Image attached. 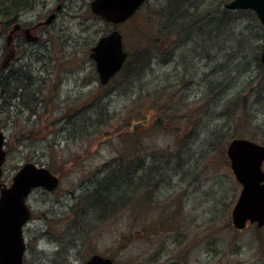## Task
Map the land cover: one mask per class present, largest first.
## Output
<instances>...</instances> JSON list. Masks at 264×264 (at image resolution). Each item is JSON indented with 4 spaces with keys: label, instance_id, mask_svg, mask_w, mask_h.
Instances as JSON below:
<instances>
[{
    "label": "rangeland",
    "instance_id": "obj_1",
    "mask_svg": "<svg viewBox=\"0 0 264 264\" xmlns=\"http://www.w3.org/2000/svg\"><path fill=\"white\" fill-rule=\"evenodd\" d=\"M223 1L226 5L232 0ZM90 2L73 3V17L58 20L61 30L46 46L56 63L44 74L48 84L41 113L0 115L7 153L1 182L9 186L26 163L45 167L60 180L55 191L36 189L27 200L31 220L26 226V264H82L94 254L115 264H264V228L249 224L236 231L231 225L241 186L225 154L233 139L264 145L263 68L254 64L236 78L230 73L234 64L228 63L234 52L242 53V68L234 69L238 72L260 58L264 26L252 11L224 6L228 13L217 15L213 24L207 19L209 25L202 24L200 34L177 35L179 21L169 15V0H148L131 19L114 27L90 12ZM113 29L122 34L129 59L121 74L102 86L89 52ZM51 85L58 89L53 98ZM209 90L215 99L209 110L213 103H237L205 115L212 121L204 143L203 137L197 140V131L185 129L188 108L178 100L183 97L194 108ZM160 96L169 99V111L173 107L171 112H177L174 119L169 115V134H151ZM236 104L240 119L232 116ZM145 120L139 130L144 134L134 136L136 125ZM168 145L169 175L163 181L141 179L162 183L147 205L153 219L135 210L114 215L96 210L101 201L95 203L92 194L103 178L106 186L123 190L117 177L127 174L125 167L133 170L150 151ZM160 213L169 215V226L138 232L136 227L158 221Z\"/></svg>",
    "mask_w": 264,
    "mask_h": 264
},
{
    "label": "water",
    "instance_id": "obj_2",
    "mask_svg": "<svg viewBox=\"0 0 264 264\" xmlns=\"http://www.w3.org/2000/svg\"><path fill=\"white\" fill-rule=\"evenodd\" d=\"M148 0H93V15L113 26L131 18ZM228 11H252L264 26V0H232L225 5ZM94 61L99 83L106 85L121 71L127 58L122 35L117 30L101 37L91 48L89 55ZM264 75V49L260 54ZM226 157L235 180L241 186L239 197L231 211L234 229L242 230L246 223L264 226V145L247 139H233L226 147ZM6 160L4 135L0 132V180ZM59 178L45 167L26 163L13 176L10 186L0 181V264H23L24 242L22 228L30 218L26 205L31 192L44 189L55 191ZM4 247V248H1ZM82 264H115L109 257L92 255Z\"/></svg>",
    "mask_w": 264,
    "mask_h": 264
},
{
    "label": "trees",
    "instance_id": "obj_3",
    "mask_svg": "<svg viewBox=\"0 0 264 264\" xmlns=\"http://www.w3.org/2000/svg\"><path fill=\"white\" fill-rule=\"evenodd\" d=\"M219 2H221V0H219ZM219 2H217L216 0H212V2L210 0H169V15L173 18L177 17L179 21V25L176 29H174V31L175 30L177 31L176 32L177 35H181L184 34L185 32H188L190 35L194 36L195 32L199 30L198 34H200L202 30V24L206 23V25H209L207 19L214 16L216 17L219 14L226 15L228 13V11L224 9L225 6L224 1L223 3L222 2L219 3ZM193 18L196 19L197 21H195ZM233 55L234 56L231 57L228 61L229 64H234L233 65L234 68L231 69L230 71L231 76L233 75L232 77L237 78L238 76H241L242 74L246 73L247 69L253 66L254 64H258L259 66L261 65L257 55L254 58L255 62L249 61L247 63L248 66L245 65V67L242 70L237 72V70L234 69L238 67L242 68L241 65L244 56H242V53H235V52ZM154 60L155 57L152 56V58L148 60L149 64L152 63ZM122 71L123 70H121V72ZM230 79L232 80V78ZM210 93L212 92L209 90V92L202 99L196 100L194 102L195 104L194 108H191L190 103H185L183 97H179L180 100H178L183 104L184 107L188 108L187 115L184 120L186 121V123L182 121V124L185 125V129L187 130L192 129L190 134L192 132L196 133L197 131V140H200L203 137L204 143H205V135L208 133V129H209L208 122L212 121V117L208 119V117H206L205 115L211 116L213 112L219 111L224 108H229V105L237 103V101L234 100L221 101L220 105L213 103L214 105L213 109L209 110L210 102L215 100L210 98L211 97ZM222 93L223 92H221L220 94ZM160 97L162 99V103H160V105L158 104V99L157 101H155L157 104V108L156 110H154L156 111V114L152 116L155 129L152 130L151 134H157L158 132L160 133L166 132L167 134H169V127L170 128L172 127L171 120L169 119V115L173 119L175 118V116H177V112L175 110L174 113H172L173 107L170 109L172 112L169 111V99L167 98L164 99L162 96ZM182 101L187 105H185ZM233 108L235 109V110L233 109L235 113H233L232 116H235L238 113V109H236L237 104L233 106ZM217 117L221 118L224 117V115L219 114ZM143 118L147 119V116L144 115ZM237 118L240 119L241 116L238 114ZM140 124H147V121L145 120L139 123L138 125H136L134 129V136L139 133L144 134L139 132ZM146 130H148V128ZM191 139H193V137ZM134 140L135 143L133 144L134 146H136V144L139 143V141L136 139V137L134 138ZM181 140L183 141V139ZM157 148L158 147H156L155 149ZM146 155L147 156L141 158V160L137 162L138 165L133 170H131V168H128V166L125 167L124 170L125 172H127V174L125 173L123 175V178L117 177V180L121 179L120 188H122L123 190H119V187L116 188L109 184L108 186H106L105 178H103V180L100 182V184H102L101 187L100 184L96 185V189H95L96 192H93L92 198L96 200L95 203H97L99 200L101 201V203L98 202L99 205H97L96 210L99 209V212L103 210L104 215H114L117 213L119 214L121 211L130 212L131 210L132 211L135 210L137 214L140 215L141 217L147 216L145 219L154 218V215L148 217V215H150L151 212L149 211L150 209H148L147 205L149 204V201H154L155 198H152V196L159 189V185L162 184L160 182L165 179V176L167 177L169 175V145L166 146L165 148L157 149L154 152L152 150L149 152V154ZM118 162L120 163V160L116 161V163ZM113 172L115 171H112L111 173ZM144 177H150V178L160 177L161 181L159 182L160 184L156 183L155 185H152L151 183L145 184L143 183V181L146 180H141ZM103 187L105 188L106 192L103 191L99 193L98 191L101 190ZM155 214H157V212ZM165 215L166 216L163 217V214L160 213L158 217V221L157 218L156 221H143L142 222L143 226L139 228L136 227L138 229V232L143 235L145 233H149L150 232L149 230H151V228L157 230L160 227L169 226V215L167 216L166 213ZM164 218L165 219L168 218V220H165L166 223L159 222Z\"/></svg>",
    "mask_w": 264,
    "mask_h": 264
},
{
    "label": "flooded vegetation",
    "instance_id": "obj_4",
    "mask_svg": "<svg viewBox=\"0 0 264 264\" xmlns=\"http://www.w3.org/2000/svg\"><path fill=\"white\" fill-rule=\"evenodd\" d=\"M0 1V5H4L0 6V115L8 116L14 112L16 115L36 116L45 103L46 68L56 63L49 53L46 54V46L52 43L56 31L61 30L57 28L58 20L62 16L72 18L71 6L80 0ZM46 61L52 62L51 65ZM49 90L51 98L58 94L56 85H51ZM249 224L264 228L249 222L245 228ZM26 226L22 228L25 242L23 264H26L30 243L25 238Z\"/></svg>",
    "mask_w": 264,
    "mask_h": 264
},
{
    "label": "bare ground",
    "instance_id": "obj_5",
    "mask_svg": "<svg viewBox=\"0 0 264 264\" xmlns=\"http://www.w3.org/2000/svg\"><path fill=\"white\" fill-rule=\"evenodd\" d=\"M218 19H217V17H210L209 19H208V21L210 22V23H212L213 24V22H215L216 23V21H217ZM214 23V24H215ZM176 26V25H175Z\"/></svg>",
    "mask_w": 264,
    "mask_h": 264
}]
</instances>
